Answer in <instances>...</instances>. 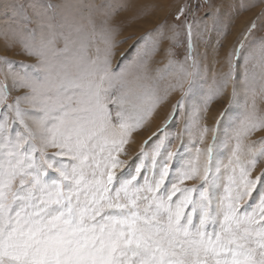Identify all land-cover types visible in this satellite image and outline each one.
Masks as SVG:
<instances>
[{
    "label": "snow or ice",
    "instance_id": "1",
    "mask_svg": "<svg viewBox=\"0 0 264 264\" xmlns=\"http://www.w3.org/2000/svg\"><path fill=\"white\" fill-rule=\"evenodd\" d=\"M257 4L227 70L210 67L233 16ZM130 7L0 0L5 50L34 58L0 55V264H264V0H231L227 13L185 0L121 64ZM203 32L217 40L201 52Z\"/></svg>",
    "mask_w": 264,
    "mask_h": 264
},
{
    "label": "rangeland",
    "instance_id": "2",
    "mask_svg": "<svg viewBox=\"0 0 264 264\" xmlns=\"http://www.w3.org/2000/svg\"><path fill=\"white\" fill-rule=\"evenodd\" d=\"M131 7L128 11L121 13L119 16V31L115 36L117 41L124 40V43L119 44L116 48V62L125 63L131 60L135 51L139 37L146 31L153 28L156 24L160 23L164 19L172 20L173 15L185 0H129ZM231 0H216V3L222 7V11L227 13L228 4ZM261 5L257 4L255 8H252L246 12L234 15L226 35L222 38V47L217 49L214 54V58L210 56L208 61L210 67H215L217 71H226L225 58L231 49L236 45L240 35L247 23L254 15L260 11ZM10 13L7 10H0V26L7 22ZM260 35L261 33H257ZM217 35L214 32H203L202 40L199 48L202 52L205 44L215 45ZM211 52V48H209ZM18 48H9L5 50L4 42L0 39V55H7L9 58L20 61L23 60L27 63H33L34 58H29L18 54ZM123 54V55H122ZM245 56L247 52L239 58V65L241 71L245 64ZM222 63H225L222 65ZM225 65V66H224ZM119 70V69H117ZM211 79V72H209V80ZM230 88L225 90L226 95H223L217 100L212 101L209 104V111L205 113V122L211 126L215 122V118L218 116L222 107L227 103L228 94L231 92ZM179 97V93H174L165 102L164 105L158 110V114L146 125L145 129L141 130L134 135L133 142L128 146L129 156L134 155L139 151L140 145L148 136L156 130L155 127L162 124L163 118L166 113L171 111V105L175 103ZM195 102V101H193ZM141 142V144H140ZM257 171H259V166Z\"/></svg>",
    "mask_w": 264,
    "mask_h": 264
},
{
    "label": "bare ground",
    "instance_id": "3",
    "mask_svg": "<svg viewBox=\"0 0 264 264\" xmlns=\"http://www.w3.org/2000/svg\"><path fill=\"white\" fill-rule=\"evenodd\" d=\"M117 39V38H116ZM223 64H225V63H222V65L221 66H223ZM225 66V65H224ZM230 88V87H229ZM224 95H226V93L224 94ZM155 128H157V127H155ZM140 144H141V142H140Z\"/></svg>",
    "mask_w": 264,
    "mask_h": 264
}]
</instances>
